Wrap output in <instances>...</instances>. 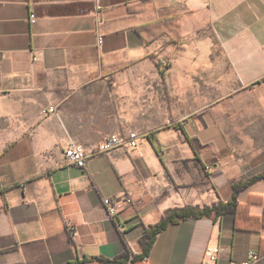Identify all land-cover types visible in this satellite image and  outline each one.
Listing matches in <instances>:
<instances>
[{"label":"crops","instance_id":"0c3cea01","mask_svg":"<svg viewBox=\"0 0 264 264\" xmlns=\"http://www.w3.org/2000/svg\"><path fill=\"white\" fill-rule=\"evenodd\" d=\"M99 6L0 0V264L141 255L169 210L229 203L264 174V0ZM128 131L137 147L67 164L69 145ZM209 247L216 264H264V179L237 214L170 224L141 264H208Z\"/></svg>","mask_w":264,"mask_h":264},{"label":"built area","instance_id":"2783aa9c","mask_svg":"<svg viewBox=\"0 0 264 264\" xmlns=\"http://www.w3.org/2000/svg\"><path fill=\"white\" fill-rule=\"evenodd\" d=\"M100 0H97L98 9ZM31 24H36L37 19L35 14H31ZM102 38H99L100 43L102 42ZM47 114H58L57 108L55 106H50L47 111ZM139 135L133 131H128L125 133H114L108 135L103 142L95 149L88 150L82 145L79 144H71L66 148L65 151V159L67 164L71 166H75L77 168L84 169L87 167L89 160L97 155L101 154H111L119 151H126L131 148H135L138 145ZM103 205L107 209L108 214L111 218L117 216L118 202L116 198L108 197L103 200ZM120 229H124L122 224L119 225ZM67 231L74 237L76 232L72 225L70 224L67 227ZM221 250L219 248H207L205 252V258L208 264H216L219 259ZM260 257L257 253L252 252L249 255V258L245 264H256L259 261Z\"/></svg>","mask_w":264,"mask_h":264},{"label":"trees","instance_id":"16d2710c","mask_svg":"<svg viewBox=\"0 0 264 264\" xmlns=\"http://www.w3.org/2000/svg\"><path fill=\"white\" fill-rule=\"evenodd\" d=\"M263 179L264 174L244 183L235 184L233 199L229 203L220 201L212 206H185L183 208L169 210L157 224L145 228L144 234L141 238V243L143 245V253L141 255H133L131 251L126 248L121 255L112 260L101 257L98 258V261L101 264H128L131 260V264H141L142 261L149 256L155 244L157 235L166 230L170 224H178L181 221L191 218L207 217L217 220L219 217L228 213L237 214L238 197L240 192L255 181Z\"/></svg>","mask_w":264,"mask_h":264}]
</instances>
